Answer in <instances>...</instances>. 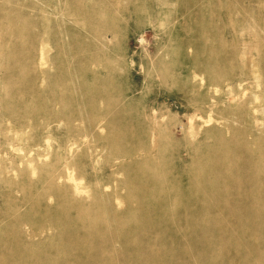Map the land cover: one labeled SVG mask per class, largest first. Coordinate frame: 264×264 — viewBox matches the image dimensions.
I'll list each match as a JSON object with an SVG mask.
<instances>
[{
  "label": "bare ground",
  "instance_id": "6f19581e",
  "mask_svg": "<svg viewBox=\"0 0 264 264\" xmlns=\"http://www.w3.org/2000/svg\"><path fill=\"white\" fill-rule=\"evenodd\" d=\"M119 1L116 0L114 7L110 9L112 13L109 12L110 10H101L95 6L80 4L63 15L74 19L75 23L79 24L80 28L84 29L86 33L77 30L74 26H59V24L53 27L47 26L42 30L43 34L46 35V39L52 42L53 48L58 53L57 56L61 54L62 56H71L73 69L72 71L69 69L68 74L72 72L74 75L72 81L75 88L73 91L63 88L64 81L58 78L55 81L51 78L50 81V77L45 76L43 78L49 82L48 87H44L42 84L36 86L28 82L24 83V89L27 92L29 91L28 97H41L44 106H55V104L58 106L57 114H47L46 112V115L42 117L43 121L47 122L48 125L52 122H62L70 130V139L71 137L75 139L72 142L73 149L79 148L88 139L95 140V137L102 132L106 138H111V140L118 138L117 145L120 153L126 156V153L130 150L143 152L149 150V145L137 143L136 134L151 136V128L145 120L143 122L138 120L135 124L132 122L131 116L127 114V111L132 110V104L129 102L133 98L126 97L122 101H118V98L113 94L114 90L123 89L122 85L117 83L121 66L113 69L109 67L107 54L104 50L105 45L101 43L110 41L108 35L114 38L119 31L118 27L109 26L117 18ZM164 1L160 0L161 4L165 3ZM173 1L179 3L181 9L174 11V17L168 22L169 29L157 30L156 35L163 34V37L171 45L191 44L194 46V51L192 54L181 53L182 51H169L163 55V58L156 59L158 66L147 70V74L155 75L167 89L181 87L189 92L197 88L196 83L181 79L184 75L182 73L183 68L187 69L194 66L195 70L204 72L208 76H216L219 71L227 70L229 61L227 62L225 58L232 59L238 53L234 47L225 52L214 53L210 51V47L215 43L244 40L247 47L244 48L243 54L264 45V29L261 27L257 29L258 23L254 22L257 16L255 18V15L253 16L250 11L252 1L261 3L263 0ZM130 4L132 5L130 9H133L135 13L131 11L133 14L124 17L136 24L141 23L139 20L141 15H144L141 14L142 11L137 6L138 3L132 1ZM152 15L155 16L156 14L149 11L145 17L150 18ZM29 20L28 17L21 20V16H19L17 18L6 17L4 21L6 28L3 31V36L9 42L14 36L24 41L22 48L19 49L17 45L11 46L9 52L5 55L4 64L7 70L13 67L24 68L23 61L20 65L19 60L16 59L19 53L24 56L27 63L26 67L29 70L32 69L33 60L30 59V54L33 45L29 37H35L39 30L30 28ZM44 20H46L44 23H50V20L45 18L41 22ZM175 24H178L179 27L175 28ZM122 35H120V38H122ZM43 50L40 51V58L46 53V51L43 53ZM92 64H98L99 68L90 70L86 67ZM55 70L58 75L63 73L62 65L56 63ZM6 75H8V72ZM88 79L96 81L97 85L89 87ZM20 80V77L10 76H6L3 80V84L11 88L7 92L9 99L4 106V114L12 116L21 112L26 119L41 116L37 110L28 107L25 104L26 102L22 106L13 102L21 101L17 97L16 91L12 89L13 83ZM52 84L58 86L57 90L49 87ZM81 89H84L87 93V97L84 99L75 94L77 90ZM95 101H102V106L100 108H89L87 103ZM138 114L136 113L137 119ZM170 118V116L159 115L158 121L168 122ZM74 121L83 123V127L78 128L76 125H72ZM230 127L233 133L239 131L233 123ZM157 128L162 134V140L168 141L170 138L169 132L172 131L171 127L165 123ZM220 129L206 128L201 138L197 136L204 144L194 146V149H192L193 156L185 163L174 161L175 164H181L177 166L179 169L178 179H194L199 184V187L195 190H186L183 189L184 186L180 188L170 184L171 179L176 178V172L173 175L174 178H172L171 173H160L158 165L151 157L141 156L125 160L117 166L121 177L120 179L117 177L115 190L128 189L130 196L126 201H122L121 197L119 199L114 197L116 195L113 192L114 190L109 194L101 189L100 192L95 193V197L90 199V204H85L80 198L69 199L67 202L62 203L59 200L63 194L67 195L69 187L58 184L57 179L62 176L64 167H67L68 164H76V161L70 159V156L68 159L63 160L64 164H50L44 172L46 179L44 182L48 191H53L52 195L54 194L53 197L55 198L53 199L55 201L53 203L45 202L40 195H32L30 189H28V195L26 196L27 202L30 204L28 211L32 213L33 207L41 208L47 213V223L38 231L32 226L24 230L23 224L20 225L17 219L5 222L4 224L8 223L9 226L5 231L0 232V264H81L86 255L88 258L94 255L97 264H109L121 252L119 248L127 249V252H122V255H126L129 252L136 253V250L142 252L143 249L149 247L151 244L148 238L149 233L154 234V236L152 235V244L156 248L153 253H150L149 258L143 259V263L162 264L160 257L164 252L171 251L174 244L180 243L187 226L194 229L196 238L202 241L200 249L193 251L194 256L199 255L201 249H209L212 240L218 246H224L229 242L249 246L252 243L245 241V239H239L237 236L232 238L223 236V233L218 234L219 231L226 232L228 224L223 223L221 226L218 222L209 219V216L214 213H232L239 222V226L256 228L264 236V228L262 227V224L264 225V175H260V171L264 169V141L256 140L257 136L253 140L240 139L236 135L225 137ZM131 132L134 133L133 137L130 135ZM209 132L215 134L216 138L206 139L205 136ZM112 142L116 143V141ZM160 147L162 146H157V148ZM239 149H242V153L235 162L233 155L238 153ZM160 151L162 155L165 154L163 148ZM174 153L177 154V149L167 154V157H172ZM161 159L164 160L163 157ZM221 159L225 160L227 164L230 163V165L224 169L219 168L217 164ZM197 161H201L204 168L201 167V170L195 169L194 164ZM238 167L241 170L239 173L236 172ZM28 184L31 188V182H28ZM169 187L171 189L176 187L177 189L172 196L166 198L162 195L163 193H158ZM152 188L157 192L153 197L154 201H149L144 205L137 200L144 197L145 193ZM194 196L209 201V204L193 206L187 203V210L192 212V216L170 215L163 205L165 201L171 203L179 201V204H183V198L187 199ZM119 201L129 207H122L120 203H116L120 204V207H114L113 203L116 205L115 202ZM134 202L136 203L135 207L131 206ZM148 207H154V209L160 211L165 222L162 224L159 221L151 222L144 217L148 210H151ZM112 210H114V213L111 212ZM115 211L118 212L115 213ZM169 218L174 221L168 224L167 220ZM2 221H4V218ZM26 225L28 226L29 222ZM162 226L172 232V235L169 236L170 239L163 240L158 237V228ZM176 226L178 231L174 229ZM212 232L216 233L214 239L211 238ZM219 257L220 253L211 254L209 260L212 264H216Z\"/></svg>",
  "mask_w": 264,
  "mask_h": 264
},
{
  "label": "rangeland",
  "instance_id": "374dc122",
  "mask_svg": "<svg viewBox=\"0 0 264 264\" xmlns=\"http://www.w3.org/2000/svg\"><path fill=\"white\" fill-rule=\"evenodd\" d=\"M106 1L0 0V232L5 231L7 226H9L8 223L4 224L5 222H10L14 219H17L20 225L21 223L23 224L24 230L32 226L40 231L44 227L48 220L47 213L38 207H33L32 213L28 211V207H30L26 199L28 189L31 190L32 195H40L45 202L53 203L55 201L53 198L55 197H53L54 194L52 195L53 191L51 192L47 189V185L44 182L46 180L44 172L50 164H64L63 160L68 159L70 156V159L76 161V164H68L67 167H64L62 176L57 179L58 184L69 187L67 195L63 194L59 201L63 203L69 199L80 198L85 204H90V199L95 197V193L100 192L101 189L109 194L114 190L113 192L116 193L114 197L118 199L121 197L122 201H126L130 196L128 189L115 190L116 180L121 177L117 166L125 160L141 156L151 157L158 165L160 173H171L172 178H174L173 175L176 172V178L174 180L171 179L170 184L180 188L184 186L183 189L186 190L197 189L199 184L194 179H178L179 169L177 166L181 164H175L174 161L185 163L193 156L192 149H194V146L204 144L199 138H201L206 128H221V133L225 137L236 135L240 139L253 140L257 136L256 140L264 141V45L243 54L244 48L247 47L244 40L215 43V45L210 47V51L214 53L225 52L232 47L238 53L232 59L225 58L227 62L229 61L227 70L219 71L216 76H208L204 72L195 70L194 66H190L187 69L183 68L182 73L184 75H182L181 79L196 83L198 89L195 88L189 92H186L181 87L167 89L155 75L147 74V70L158 66L156 59L163 58V55L169 51L193 53L194 46L191 44L171 45L163 37V34L156 35L157 30L169 29L168 22L174 17V11L181 9L180 4L173 0H169V2H167L168 0H163L165 2L163 4H161L160 0H120L119 5H117V9H119L117 18L109 25L110 27H118L119 31L114 38L108 35V39H111L110 41L99 43L105 45L104 50L107 54L109 67L113 69L121 66L117 83L121 84L123 89L114 90L113 94L118 98V101H122L126 97L133 98L129 102L132 104V110L127 111V114L131 116L132 122L135 124L138 120L147 121L151 128V136H142L137 133L136 137L138 138V144L149 145L150 148L144 152L130 150L124 156L121 155L117 145L118 138L111 140V138H106L105 134L100 132L95 137V140L88 139L79 148L73 149L72 142L75 139L72 137L70 139V130L62 122H52L48 125L47 122L43 121L42 117L46 115V112L47 114H57L58 106L56 104L55 106H44V101H42L41 97H28L29 91L27 92L24 89V83L29 82V84L36 86L42 84L44 87H48L49 82L43 78L44 76L50 77V81L51 78H53V81L58 78L65 82L63 88L73 91L75 88L72 81L74 75L72 72L68 74L69 69L71 71L73 69L71 56H62V54L57 56L58 53L53 48L52 42L46 39V35L43 34L42 30L47 26L53 27L59 24V26H74L77 30H82L86 33L84 29L80 28L79 24L75 23L74 19L63 15L80 4L95 6L101 10H110L116 3V0ZM132 1H135L136 4L138 3L137 6L142 11L141 14L144 15H141L139 20L142 24H136L134 21L133 23L132 20L124 17L135 13L133 9H130L132 7L130 2ZM147 8L150 9L148 10ZM250 8L252 15H255V18L257 16L256 21H254L258 23L257 29L260 27L264 29V0L261 3L252 1ZM149 11H153L156 14V18L153 15L150 18H146L145 15ZM109 12L112 13L111 10ZM43 15L45 16L43 17ZM19 16H21V20L28 17L30 19L28 22L30 28L39 30L35 37H29L33 45L32 55L30 54V59L32 58L33 60V64L30 62L33 65L31 70L26 67L27 63L21 53L17 55L16 59L19 60L20 65H22L23 61L25 65L23 69L13 67L7 70L4 64L5 55L9 52L11 46L17 45L20 49L24 44V41L22 39L19 40L17 36L12 37L10 42L3 36V31L6 28L4 22L6 17L17 18ZM44 18L49 19L50 23H44L46 20L41 22ZM159 22L161 25L158 24ZM158 26L160 27L158 28ZM174 27L177 28L179 25L175 24ZM120 35H122V38H120ZM41 50H43V53L46 51L42 58L39 55ZM83 52L86 53L85 50ZM56 63L62 65L63 73L60 75L55 70ZM97 65L92 64L86 67L90 70L98 69ZM6 71L8 75H6ZM5 75L21 78L20 81L14 82L12 87L21 101L13 102L19 106L24 105L26 102L25 104L28 107L37 110L41 116H33L26 119L21 112L12 116L4 114L3 109L9 99L7 92L11 89L3 84V80L6 78ZM88 82L89 87L97 85L96 81L88 79ZM49 87L53 90L58 88L56 84H52ZM75 94L83 99L87 97L84 89L77 90ZM87 105L89 108H100L102 101L88 102ZM136 113H139L138 119L136 118ZM159 115L170 116L171 118L168 122L158 121ZM165 123L172 130L171 133L169 132L170 138L168 141L162 140V134L157 128ZM232 123L239 130L238 132L233 133L230 127ZM72 125L80 128L84 124L74 121ZM195 132L197 135L194 134ZM130 135L133 137L134 133L131 132ZM205 138L212 140L216 138V135L209 132ZM112 141H116V143ZM158 145L162 147L157 148ZM162 148L163 152H165L164 155L160 151ZM176 149L177 154L174 153L172 157H167V154L176 151ZM241 153L242 149H239V152L233 155L235 162L241 156ZM229 165L230 163L227 164L222 159L217 164L222 169L227 168ZM201 167L204 168L201 161H197L194 164V168L197 170H201ZM236 172H241L239 167ZM110 175L114 178L112 179ZM260 175H264V169L260 171ZM107 176L108 178L106 179ZM107 181H110L111 184ZM28 182H31V188ZM176 190V187L174 189L169 187L165 191L158 193H163L162 195L168 198ZM155 194L157 192L152 188L145 193L144 197L137 200L146 205L149 201H154L153 197ZM182 201L183 204H179V201L172 203L165 201L163 205L167 208V213L170 215L192 216V212L187 210L188 205L200 206L209 204V201L201 200L198 196L183 198ZM116 203H120V201ZM119 205H114L113 203L114 207H120ZM121 206L129 207L125 204H121ZM131 206L135 207L136 203L134 202ZM148 208L151 210H148L144 217L151 222L159 221L160 224L165 222L160 211L154 209V207ZM111 212L114 213V210ZM117 212L115 211V213ZM2 216L4 221H2ZM209 219L218 222L221 226L223 223L228 224L227 231H219L218 234L223 233V236L231 238L237 236L239 239H245V241H250L252 244L248 246L229 242L224 246H218L212 240L209 249H201L200 254L194 256L192 254L193 251L200 249L202 241L196 238L194 229L187 226L185 235H183L180 243L174 244L171 251L164 252L160 257L162 264H212L209 257L211 254L214 255L216 253H220L216 264H264V236L256 228L239 226V222L232 213H214L209 216ZM173 221L172 218H169L167 223L169 224ZM27 222H29V227L26 225ZM262 227L264 228L263 224ZM158 229L159 238L163 240L170 239L169 236L172 235V232L166 230L165 226ZM174 229L178 231L177 226ZM152 235L154 236L153 233H149L150 246L143 249L142 252L136 250V253L129 252L126 255H122V252L127 249L118 247L121 252L109 264H144L143 259L149 258L150 253H153L156 248L152 244ZM215 236L216 233L212 232L211 238L214 239ZM95 258L94 255L89 258L86 255L81 264H95Z\"/></svg>",
  "mask_w": 264,
  "mask_h": 264
}]
</instances>
